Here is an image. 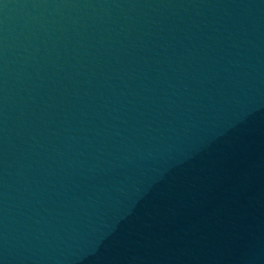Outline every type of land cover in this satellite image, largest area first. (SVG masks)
<instances>
[{"label": "water", "instance_id": "95a60500", "mask_svg": "<svg viewBox=\"0 0 264 264\" xmlns=\"http://www.w3.org/2000/svg\"><path fill=\"white\" fill-rule=\"evenodd\" d=\"M0 264H264V0H0Z\"/></svg>", "mask_w": 264, "mask_h": 264}]
</instances>
